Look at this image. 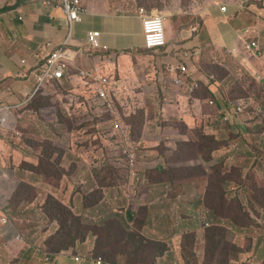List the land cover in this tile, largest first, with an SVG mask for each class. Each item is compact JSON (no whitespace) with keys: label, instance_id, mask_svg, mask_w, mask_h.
Segmentation results:
<instances>
[{"label":"rangeland","instance_id":"obj_1","mask_svg":"<svg viewBox=\"0 0 264 264\" xmlns=\"http://www.w3.org/2000/svg\"><path fill=\"white\" fill-rule=\"evenodd\" d=\"M108 3L111 10H124L125 14L143 7L166 16L167 46L162 50L143 49L133 55H122L117 62L110 61L106 51L95 52L101 57L99 65L107 68L100 74L116 83L118 97L129 106L127 110L119 109L118 120L131 135V143L141 142L135 162L138 171L152 178L153 167L158 163L155 155L164 156L166 162L175 159L165 147L177 143L175 130L190 139L187 143L190 148L208 157L213 139L203 134L202 123L215 122L217 110L208 101L220 95L226 107V113L221 115V123L227 124L225 128L230 122L238 129L241 125L246 127L245 136H235V141L229 137L225 141L231 151L217 164L215 177L226 181L221 185L216 180L214 194L201 197L202 209H179L183 216H195L198 212L190 226L185 225L186 229L177 226L175 230L169 221L173 218H166L163 224L155 223L158 209H147V200L131 191L135 209L131 201L126 205L129 209H103L99 202L105 197L104 187L118 186L119 181L128 183L127 175L131 172L130 179L133 173L128 166L122 170L110 162V151L104 148L105 138L108 145L120 144L115 137L108 136L110 121L115 116L101 110L98 117L92 118L89 111L67 104L78 100L75 96H65L70 86L64 81L49 87L46 94H37L28 106L14 109L17 123L13 129L6 130L0 125L3 168L0 209L10 210L12 219L13 216L27 218L18 222L23 238L45 252H55L62 244L68 246L66 243L74 242L71 247L75 250L94 258L102 256L107 264H264V229L253 226L255 222L264 224V0H108ZM224 5L227 11L222 15L244 35V41L228 50L216 48L208 38L202 15L212 9L219 12ZM188 41L192 42L191 51L200 50V55L192 61L190 73L200 86L188 98L192 105L186 118L194 121L189 127L198 125V129L191 131L177 124V117L167 118L171 107L165 113L160 108L156 110L154 104V98L155 101L158 98L156 86L166 82L165 88L169 87L167 68L174 55L169 47ZM252 41L257 42V49L242 50L244 42ZM252 55H259V59L251 60ZM256 64L260 66L257 70ZM248 66L254 71H248L245 68ZM81 67L90 70L94 64H81ZM125 69L129 71L122 76ZM206 78L216 84L209 91V100ZM159 89L161 97L172 95V88L165 93ZM238 105H243L247 118L232 110L231 106ZM64 106H69L70 111L63 109ZM90 117L92 120H88ZM93 129L105 133L104 138L94 137L96 146L90 144ZM78 131L84 135H71ZM183 143L186 145V140ZM91 146L94 151H89ZM185 148L188 147L179 150L178 158H184L181 154ZM76 162L84 163L85 172H91L89 179H73ZM159 165L160 171H163L161 167H170L164 161ZM63 167L68 171L62 184L57 180L63 177ZM193 171L198 169L194 167ZM177 195L175 192L173 198ZM90 200L91 205L97 200L99 208L83 209L88 208L85 205ZM64 207L73 209L74 214H64ZM203 219L210 225L203 226Z\"/></svg>","mask_w":264,"mask_h":264},{"label":"crops","instance_id":"obj_2","mask_svg":"<svg viewBox=\"0 0 264 264\" xmlns=\"http://www.w3.org/2000/svg\"><path fill=\"white\" fill-rule=\"evenodd\" d=\"M18 2H20L19 6L13 9L12 7ZM86 6L88 13L83 16L81 23L75 24L72 36L66 46V54L72 59L73 67L68 77L62 82H59L62 84L65 81L70 86L65 95L69 93L74 95V93L78 94L82 91V88L79 86L81 78L78 77L80 71L90 72L93 75H101L100 72L107 70V68L99 65L101 57H98L95 51L87 48L86 39L88 32L98 31L101 33V41L109 49L108 57H110V61L113 59L114 62H117L122 55H133L145 49L142 23L138 14V8L134 12H130V14H125L124 10L113 11L109 7L108 0H88ZM222 7H220L219 12L212 9L210 11H204L202 15L205 17L204 23L208 38L216 48L228 50L242 40L244 41V35L242 36V32H238L230 26L229 22L225 19L228 17L222 15ZM4 8L10 9L0 13V100L7 104H21V102H24L34 94L37 82L39 81L37 73L35 72L50 56V52L62 46L65 42L69 24L61 10L48 6L44 0H5L4 3H0V10ZM153 12L161 11L154 10ZM190 43L192 42L172 44L169 47V51L174 54L172 62L167 68V74L169 76L168 88H172V92L167 90L168 88H165L166 82H160V85L156 86L158 98L156 101L154 98L156 110L160 108L162 112L167 113L169 111L168 107H171L172 110L169 111L167 118L177 117L179 120L177 124L185 126V129L189 131L198 129V125L189 127V123H194V121L186 118V114L190 112L192 103L188 100L189 97L183 89L177 90L172 84L171 72L168 70L179 64H183L187 66L188 73H191L192 61L196 56L198 57L200 55V50L195 48L194 51H191L193 48H191ZM49 44L51 46H48ZM186 54H189V56L187 57ZM252 57H254L251 59L253 61L259 59V55H252ZM91 63L94 64V67L90 70L81 67V64L84 66L85 64ZM257 67L260 66L256 64L255 70H257ZM245 68L248 71H254L250 66ZM128 71V69H125L121 75H127ZM226 74L228 73L226 72ZM173 78H175V75H173ZM120 82L124 84V81ZM205 83L208 88L209 100V91H213L216 88V84L208 78L205 79ZM54 85L50 84L47 90ZM221 85L225 86L222 82ZM159 88H161L163 93L169 91L172 95L168 96L164 94L161 97ZM47 90H45V93ZM111 90L113 95L119 99V104L127 110L126 108H129L127 106L128 104L126 102L124 103L118 97L116 83L112 82ZM219 98L220 95L210 99L214 102L213 106L217 110L215 122L212 123L204 120L202 123L203 134L210 136L217 144L209 153L208 157H202L200 151L194 147L190 148L187 145L190 139L179 130H175L174 134L177 136V143L166 144L165 146L166 152L171 156H175V159L171 162H166L164 156L155 155V161L158 163L153 167L154 177L150 178L143 171H138L137 169L135 172H132L133 175L130 179L131 172L127 175L128 183L125 180L119 181L117 183L118 186L104 187L105 197L99 203L103 204L102 208L129 209L126 205L128 201H131L132 209H135L133 205L134 200L130 199L129 195L131 191L130 193H134V195H138L141 198L144 197L147 200L146 204L148 205H145L147 209H158L156 211L158 212V216L154 221L155 223L163 224L166 218H173L169 221H171L175 230L178 227L179 229H186L185 225L189 227L191 219H196L198 212L196 211L195 216H183L179 209H202L203 206L200 199L207 194L208 180L201 175L204 176L206 173L212 171L210 168L215 163L219 164L225 160L231 151L225 145L226 142L223 141L226 128L221 123L219 117L220 109L217 104L222 102ZM120 109L124 110L122 108ZM80 110L83 111L82 109ZM241 115L247 118L246 114L242 113ZM209 118L214 119L212 116ZM88 120H92V118L90 117ZM244 130H246V127L243 125L238 129L231 122L228 127V131L232 135L245 136L243 134ZM71 135L83 136L84 132L78 131ZM184 140H186V145L183 143ZM183 147H188L181 154L184 158H178L179 150ZM88 149L89 151H94L93 146ZM189 149L192 150L193 156L187 154L190 153ZM109 161L122 170L124 169V166L116 163L120 159L111 156ZM162 161L170 167H161L163 171H160L157 167H160L159 164ZM76 163L78 164V168L73 179H89L91 172H85V168L82 167L84 163ZM227 164L224 163V165ZM64 166L66 165L64 164ZM191 167V174H189L188 170ZM194 167L201 170L202 173H194ZM175 192L178 195L176 198H173ZM211 194H214V192ZM98 208V204L88 208L83 207V209L87 210ZM37 210L32 209L33 212ZM4 214V210L0 209V264H47L45 262V251H42L41 247L37 246V244L26 241L18 228V222L27 218L13 216V220L9 212L7 214L9 215L10 222L4 224L1 219ZM161 226L163 227V225ZM3 227L4 229H9L7 235L3 234ZM70 247L55 253L58 264H96L94 259L87 258L89 254L82 253ZM76 256H79L82 260H76ZM103 264L107 263L104 262Z\"/></svg>","mask_w":264,"mask_h":264},{"label":"built area","instance_id":"obj_3","mask_svg":"<svg viewBox=\"0 0 264 264\" xmlns=\"http://www.w3.org/2000/svg\"><path fill=\"white\" fill-rule=\"evenodd\" d=\"M44 2L56 9H59L65 15L68 21V35L62 46L53 49L50 52V56L44 61L42 65L37 69V87L32 96L24 101L25 104H18L16 106L5 105L4 102L0 100V125L4 129H13V126L17 123L16 115L13 114L14 109H20L22 106H28L32 98L37 94H46L50 84H60L69 74L72 67V59L67 56V43L71 38L73 33V28L75 24H79L83 21V16L88 13V8L86 6L88 0H44ZM227 8L222 7L223 14L226 13ZM138 14L142 23L143 41L144 47L148 50H161L167 46L165 37V27L164 22L166 21V16L162 12H148L145 8H138ZM87 48L93 51H108V47L104 45L101 41V33L98 31H91L87 33ZM48 46H51L50 44ZM244 49L246 51H251L258 48V44L255 41L244 42ZM188 57L189 54H186ZM171 74L175 75L173 80L177 86L185 85L188 92L192 94L198 87L196 83L189 84L188 81V68L183 64H179L174 68L169 69ZM81 78V83L79 86L82 88L78 94L72 95L71 93L65 95L67 98L69 96H75L78 100L77 103L73 101H68L66 97L67 104L74 105L76 108L82 109L84 112L89 111L92 118L98 117L97 112L100 110L105 111L109 116H115L112 120V125L114 127H120L118 120V110L123 108L119 104V99L115 97L111 90L112 82L107 76L92 75L90 72L82 71L78 75ZM63 109L70 111L69 106H64ZM124 109V108H123ZM127 161L131 167L135 166L136 156L134 153L128 154ZM3 169L0 166V170ZM5 214L2 216V221L4 224L10 222L9 215L6 209H3ZM203 224L205 226L209 225V222L203 219ZM4 235L9 233V229L2 228ZM76 260L81 261L79 256L75 257ZM87 258L94 259L96 264H103L105 261L102 256L96 258L88 255ZM45 262L47 264H58L56 260V255L50 251L45 252Z\"/></svg>","mask_w":264,"mask_h":264},{"label":"clouds","instance_id":"obj_4","mask_svg":"<svg viewBox=\"0 0 264 264\" xmlns=\"http://www.w3.org/2000/svg\"><path fill=\"white\" fill-rule=\"evenodd\" d=\"M243 46H244V43H243V45H242V50H245ZM144 48H145V47H144ZM145 49H146V48H145ZM108 50H109V49H108ZM147 50H148V49H147ZM161 50H162V49H161ZM232 50H233V51H236V49H232ZM95 52H103V51H95ZM106 52H108V51H106ZM97 56L99 57L100 55H97ZM72 67H73V63H72ZM72 67H71V69H72ZM71 69H70V70H71ZM168 71L170 72V70H168ZM80 72H82V71H80ZM80 72H79V73H80ZM79 73H78V75H79ZM92 75H93V74H92ZM173 75H174V74H171V82H172V84L175 86V88H176L177 90H179V89H183V90L186 92L187 96H188L189 98H192V97L194 96V94L198 91L199 87H200V86H199V82H198L197 80H194L193 77L191 76V74L189 73L188 81H187V82H188L189 84L196 83V84L198 85L197 89H196L192 94H190V93L188 92V90H187V88H186L185 85H183V86H177V85L175 84V81L173 80ZM98 76H102V75H98ZM67 77H68V76H67ZM67 77H66V78H67ZM78 77H79V76H78ZM66 78H65V79H66ZM79 78H80V77H79ZM208 103H210L211 105H214V102H213L212 100H209ZM217 105H218V107H219V109H220V115H219V114H218V115H219L220 120H221V115L226 113V107L224 106L223 102H220V103H218ZM231 107H232V110L236 111V112L239 113V114H242L243 111H244L243 105H238V106H236V108L233 107V106H231ZM118 111H119V110H118ZM70 116H71V115H70ZM108 116H109V115H108ZM110 116H112V115H110ZM117 116H118V114H117ZM225 119H226V118H225ZM226 120H227V119H226ZM119 123H120V121H119ZM115 129H117V127H114V126L112 125V121H110L109 129H108V130H110L111 132H109L108 136H113V137H115L116 142H119L120 144L111 143L110 145H108L109 142H108L107 138H105V139H104V141H105L104 148H106V149H108V150L110 151L111 156L120 159V161H126L127 164L129 165V163H128V161H127L128 154H130V153H134L135 156H136V154H137V150H138V147H139V145L141 144V142L138 141L137 144H133V143H131V135L128 134V132L126 131V129L121 125V123H120V127H119L117 130H115ZM95 135H96V137H95ZM232 136H233L234 139H235V136H239V135H232ZM94 137H95L96 139H97L98 137H100V138H104V137H105V133H104L103 131H101V134H100V133L96 132V130L94 129V130H93V134H92V136H91V138H90V140H91V143H90V144H91V145H93V141H96V142H97V140H95ZM106 145H108V146H106ZM93 146H94V145H93ZM216 146H217V144L212 143V145H211V147H210V151H209V153H210V152L212 151V149H214ZM129 166H130V165H129ZM214 166H215V165H214ZM130 168H131L132 172H135V171L137 170V167H136V166H133V167L130 166ZM227 180H229V179H227ZM6 212L9 213L10 210H9V211L6 210ZM206 221H208V220H206ZM208 222H209V221H208ZM209 225H210V222H209ZM209 225H208V226H209ZM203 226H205V225L203 224Z\"/></svg>","mask_w":264,"mask_h":264},{"label":"trees","instance_id":"obj_5","mask_svg":"<svg viewBox=\"0 0 264 264\" xmlns=\"http://www.w3.org/2000/svg\"><path fill=\"white\" fill-rule=\"evenodd\" d=\"M19 4H20V2H18L14 7H12L13 9L14 8H17L18 6H19ZM7 9H10V8H4V9H2V10H0V13L1 12H3V11H5V10H7ZM75 113V112H74ZM96 144V141H93V145L94 146H96L95 145ZM190 156H193L192 154H190ZM116 163H118V164H120V165H122V166H124V167H129L130 168V166L127 164V162L126 161H116ZM60 165H61V163H60ZM217 165V164H216ZM219 165V164H218ZM218 165H217V167L215 168V169H213L212 168V171L211 172H208V173H206L205 175H204V177H205V179H207L208 180V187H207V189H208V191H207V194H209V195H211V193L212 192H214V190H215V187H216V180H218L217 179V177H215V175L217 174V171H218ZM64 166V165H63ZM214 167V166H213ZM78 168V164L76 163V166H74V169H75V171H76V169ZM191 170H192V167L188 170V173L189 174H191ZM63 177L62 176H60V178L57 180V182L58 183H62L63 184V180H64V177L65 176H67V171H68V168H67V170H64V167H63ZM130 171H131V168H130ZM194 173H202V171L201 170H198V171H193ZM204 174V173H203ZM202 177H203V175H201ZM219 182H220V184L221 185H223V182L224 181H226L225 179H222V180H218ZM102 200V199H101ZM100 200V201H101ZM57 201V203H59V204H61L58 200H56ZM96 202V204L95 205H97L98 203V201L96 200L95 201ZM91 200H90V203L89 204H86L85 206H88V207H92V206H95V205H91ZM100 203V202H99ZM65 210V211H64ZM63 213L64 214H66V213H69V214H71V215H73L74 214V211H73V209H66V207H64L63 208ZM74 218H77V219H79L78 217H76V216H74ZM253 226L254 227H257V228H260V229H264V224H262V223H254L253 224ZM68 246H66V245H64V244H62V248H59L58 250H56L55 252H51V253H53L54 255H55V253L56 252H58V251H60V250H62V249H65V248H68V247H70V246H72V245H74V242H68V243H66Z\"/></svg>","mask_w":264,"mask_h":264},{"label":"flooded vegetation","instance_id":"obj_6","mask_svg":"<svg viewBox=\"0 0 264 264\" xmlns=\"http://www.w3.org/2000/svg\"><path fill=\"white\" fill-rule=\"evenodd\" d=\"M223 126H224V127H227V124H225V125L223 124ZM227 130H228V128L225 129V133H227ZM208 137H210V136H208ZM229 137H231L232 140H234V137H233L232 134L229 132V134H227V135L225 134V136H224V138H223V141H229V140H230ZM210 138H211V137H210ZM212 143L216 144L214 140L212 141Z\"/></svg>","mask_w":264,"mask_h":264}]
</instances>
